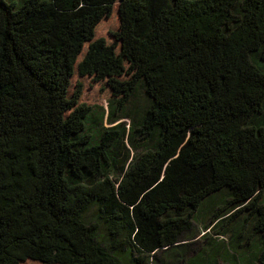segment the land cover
<instances>
[{"label":"trees","instance_id":"1","mask_svg":"<svg viewBox=\"0 0 264 264\" xmlns=\"http://www.w3.org/2000/svg\"><path fill=\"white\" fill-rule=\"evenodd\" d=\"M176 248L264 264V0H0V264Z\"/></svg>","mask_w":264,"mask_h":264},{"label":"rangeland","instance_id":"2","mask_svg":"<svg viewBox=\"0 0 264 264\" xmlns=\"http://www.w3.org/2000/svg\"><path fill=\"white\" fill-rule=\"evenodd\" d=\"M117 21L112 18L108 20H104L101 25L98 27V35H103L107 37L109 42L114 41L113 36L111 33L113 31H117ZM111 96V92L108 90V87L103 82L101 84H97L93 82V80H87L84 88V95L82 98V101L88 102V103H106V100L109 99ZM196 230L198 231V237L195 239L197 240V245L195 248L191 250L190 256H194L199 253V249L203 247L205 240H204V230H202V224L200 223L198 226H196ZM187 248H176L168 253L165 254V259L171 261L172 263H179L182 259V255L186 252ZM230 253V252H229ZM180 256V257H179ZM128 264H131L130 262H127ZM220 264H230V263H224L222 261Z\"/></svg>","mask_w":264,"mask_h":264}]
</instances>
